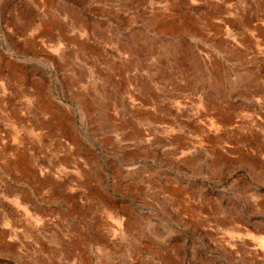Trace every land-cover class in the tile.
<instances>
[{
  "label": "rangeland",
  "instance_id": "1",
  "mask_svg": "<svg viewBox=\"0 0 264 264\" xmlns=\"http://www.w3.org/2000/svg\"><path fill=\"white\" fill-rule=\"evenodd\" d=\"M0 264H264V0H0Z\"/></svg>",
  "mask_w": 264,
  "mask_h": 264
},
{
  "label": "crops",
  "instance_id": "2",
  "mask_svg": "<svg viewBox=\"0 0 264 264\" xmlns=\"http://www.w3.org/2000/svg\"><path fill=\"white\" fill-rule=\"evenodd\" d=\"M2 225H3V223H2ZM8 225V223H5V226H7Z\"/></svg>",
  "mask_w": 264,
  "mask_h": 264
}]
</instances>
